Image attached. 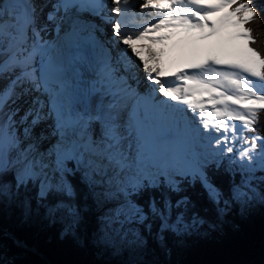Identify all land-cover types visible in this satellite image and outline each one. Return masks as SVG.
<instances>
[{
  "label": "snow or ice",
  "instance_id": "snow-or-ice-1",
  "mask_svg": "<svg viewBox=\"0 0 264 264\" xmlns=\"http://www.w3.org/2000/svg\"><path fill=\"white\" fill-rule=\"evenodd\" d=\"M110 2L114 7L109 11H106L104 0H89L86 7L112 29L107 46H100L102 56L99 73L114 97L121 94L134 95L127 84L128 78L135 79L132 74L141 64L137 59L140 53L135 49L134 38L140 39L153 28L173 19L188 27L203 29L209 13L232 5L236 6L228 13L229 16L242 14L236 23H247L256 18L258 11L264 12V6L255 5L254 0H245L238 5L236 0H221L219 3L169 0L166 4L140 0L139 6L146 11L155 9L153 20H159V23L146 21L151 27L143 26L142 31L130 34L126 21L128 13L136 5L132 0ZM82 6L85 5L81 0H0V189H3L2 177L9 168L15 170L17 189L29 182L39 181L41 198L50 193L67 198V201L61 200L54 205L50 214L63 212L69 218L71 231L79 222L80 212L75 203L77 193L68 176L82 172L93 195L116 201V206L105 217V231L97 237L98 243L104 245L110 236H120L125 240L131 236L133 244L143 243L137 230L126 226L133 223L145 224L149 215L137 203V197L146 190L159 189L161 184L168 191L162 193L159 199L150 200L147 208L153 217L161 220V232L172 228L168 224L171 209L192 205L191 194L181 186L176 176L188 179L189 186L199 183L207 198L217 205L223 203L227 207L229 202L247 205L255 200L256 189L253 181L257 179L258 172L261 173V183H264V137L253 134L248 138L245 133H254L260 113L264 112V56L249 49L254 58L250 63L213 60L193 66L199 72L198 76L189 77L186 72L179 73V80L194 79L201 85L199 90L212 93L209 97L210 108L205 106L203 100H187L186 97L191 93L185 85L165 86L175 83L167 80L161 84L153 75L154 70L147 66L146 61L143 62L147 79L153 81L154 85H159L153 90L170 101L186 105V110H190L198 118L196 131L211 138L210 143L214 139L220 145L219 154L225 151L232 154L228 157L229 163L238 166L241 180L239 184L232 185L230 197L226 200L225 194L212 182L206 171L213 164L219 168V159L192 157L190 160L186 159L184 165L178 168L165 165L156 175L150 177L144 173L141 164L146 152L157 148L166 139L162 131L149 126L139 112L130 117L126 124L121 123L115 103L108 105L107 113L103 108L95 113H80L65 107L62 98L67 85L59 67L55 69V81L50 79L54 59L45 57L38 72L34 66L36 55L48 47L41 38V32L47 28L49 22L59 27L61 12L79 10ZM46 8L49 9L47 12ZM110 13H115V16ZM241 35L249 40L253 39L251 30L246 29ZM113 85L120 87L112 90ZM41 93L47 96V103L41 99ZM244 101L248 103H242ZM46 107L50 111L46 112ZM52 112L57 117V133L62 135L52 152H40L38 144L41 136L35 135L33 129ZM237 121L239 124L235 123ZM22 124L25 125V138L33 140L27 146H24L16 132ZM93 124L99 125L98 137L90 134ZM130 136L135 137V156L124 147ZM230 139L242 144L238 152L234 147L227 146ZM182 140L183 132L177 129L173 142ZM13 153L16 154L14 159ZM69 161H74L76 167H67ZM98 188L101 190L97 191ZM177 193L183 195L173 202L171 196ZM260 199L264 201V195ZM159 239L162 241L163 237L160 236Z\"/></svg>",
  "mask_w": 264,
  "mask_h": 264
},
{
  "label": "trees",
  "instance_id": "trees-1",
  "mask_svg": "<svg viewBox=\"0 0 264 264\" xmlns=\"http://www.w3.org/2000/svg\"><path fill=\"white\" fill-rule=\"evenodd\" d=\"M244 2L237 0L236 4ZM254 4L264 6V0H254ZM243 25L251 30L253 38L247 44L264 56V12L258 11L255 19ZM255 133L264 137V112ZM206 171L229 199L232 185L240 183V173L224 164L219 168L210 165ZM68 179L76 190L75 203L80 212L79 222L71 231L63 212L46 211L61 200L67 201L66 197L57 193L39 197L38 181L17 189L13 171H6L2 180L10 184L11 193L9 197L0 194V264H264V201L260 199L264 183L260 179L253 181L255 200L247 205L229 202L227 207L211 202L199 183L189 186L188 179L182 181L181 186L191 194L192 205L171 209L168 219V224L179 219L180 227H185L179 234L168 228L161 232V220L148 212L150 200L166 193V186L146 190L137 197V203L149 215L145 224L139 225L146 252L142 261L135 260L123 245L113 243L112 236L106 245L98 243L104 221L92 213L89 187L80 172ZM181 195L173 194L171 199L175 202ZM25 202L27 214L23 210ZM15 238L34 252L19 246Z\"/></svg>",
  "mask_w": 264,
  "mask_h": 264
},
{
  "label": "bare ground",
  "instance_id": "bare-ground-1",
  "mask_svg": "<svg viewBox=\"0 0 264 264\" xmlns=\"http://www.w3.org/2000/svg\"><path fill=\"white\" fill-rule=\"evenodd\" d=\"M105 1L107 2V6L108 3H110V7H114L110 0ZM41 2H44V0H41ZM50 2H54V0H50ZM132 2L136 7L130 10L131 14L128 19L132 22L129 26L130 34L132 32L142 31L143 26L151 27L150 24L145 23L146 21L159 23V20L151 19L152 15L155 14V9L150 8L146 11L139 6L140 0H132ZM152 2L166 4L169 0H152ZM203 2L219 3L221 0H203ZM48 10L49 9L46 8L45 12ZM106 11H109V9L107 10L106 8ZM148 12H151L149 17H147ZM136 13H141V15L137 16ZM72 16H77L73 9L69 10L67 13L61 12L60 17L62 19L58 22L59 27L49 22L47 28L41 32V38H43L42 40H47L45 42L48 47L36 55L34 66L39 72L45 57L54 59L52 71L50 72V79L53 82L55 81V69L59 67L62 72V78L67 85L65 95L62 98L65 107L75 109L80 113H95L103 108V111L107 113L109 110L108 105L115 103L116 111L120 113L121 123L126 124L129 117L126 119L128 114L126 115L124 107H126L125 104L129 101L126 100V102H123L125 98L123 100L122 98L125 94L119 95L118 98L116 97V101L112 100L113 98L110 94L109 85L99 73L102 56L100 46H107V40L111 37V26L106 25L99 17H94L92 21L89 14H79L78 16H80L81 19H77V23L73 25L74 28L78 27L77 32H75V37L73 39H66L65 34L69 28L68 22L71 20ZM82 21L85 22L82 23L85 24L84 26L80 24ZM230 23L231 20L227 17V7H225L209 13V19L203 29L188 27L178 23L175 19L171 22L166 21L160 24L159 27L153 28L145 33L142 38H134L133 40L135 49L140 53L137 59L141 61V68H143V62L146 61L147 66L154 70L153 75L160 80L161 84L167 80L174 81L175 83L165 86L174 87L177 84L185 85L187 86V90L191 93L186 97L187 100H203L205 106L210 108L209 97L212 93L206 90H199L201 85H198L196 80L187 79L181 81L178 79V76L181 72H186L189 77L198 76L199 72L195 71L193 66L203 65L213 60L235 63H250L253 61L252 52L249 51L251 48L244 43L246 36L241 35L244 30L237 26L230 25ZM213 27L215 29L214 31ZM46 38L51 40L48 41ZM94 52L96 54H94ZM121 75L125 74L122 73ZM134 76V80L136 81V75L134 74ZM129 80L130 78H128L127 84ZM153 86H155L154 83H152V86L149 84L147 86L143 85L142 88L144 90H147V88L148 90H153ZM119 87V85H113L112 90H118ZM41 94L44 98L47 97L43 93ZM155 100L157 119L153 118L149 110V124L156 130L160 127L161 131L165 129L167 131L165 134L166 139L157 148L150 149L146 152L141 164L143 171L147 166H150H146L145 159L150 155H156L155 152L161 149L164 144H168L169 147V156L171 157L168 161L171 164L177 162L181 163L182 166L186 162V159L190 160L192 157H199V153L194 149L195 146L204 151H208V147L197 145L194 142L195 137L200 139L209 137L196 131L198 128V118L195 117L190 110H186V105L176 101H170L169 98L164 97L157 91H155ZM242 103H248V101ZM187 111L190 112L192 116L187 114ZM188 120L196 122V125L187 126V123H183ZM235 123L239 124L238 121ZM43 125L50 131L49 136L43 137L45 132V130L43 131L42 129ZM24 127L25 125H20L16 129V132L23 140L24 146H27L29 143H33V140L25 138ZM94 128H97V131H95ZM177 129L183 132V140L181 142H173ZM33 132L35 135L41 136L38 150L40 152H52L57 146L60 135H62V133H57L56 114H51L46 119V122L41 123L37 128L33 129ZM90 133L93 136L96 133V137H98L100 133L99 125L93 124ZM215 135L219 136V133ZM211 144L214 146L213 143ZM124 147L126 151L135 156V137L130 136L126 139ZM15 155L16 154L13 153L12 158H15ZM156 157H158V155H156ZM54 158L53 156L52 159ZM152 158H154V156Z\"/></svg>",
  "mask_w": 264,
  "mask_h": 264
},
{
  "label": "rangeland",
  "instance_id": "rangeland-1",
  "mask_svg": "<svg viewBox=\"0 0 264 264\" xmlns=\"http://www.w3.org/2000/svg\"><path fill=\"white\" fill-rule=\"evenodd\" d=\"M110 6H111V4L108 3L107 10L111 9ZM235 6L236 5H232L230 7H227V17H228L229 20H231L230 25H233L235 27L237 26V27H239V28H241L242 30L245 31L247 28L244 27L243 23H236V21L241 18L242 14H236V15H232V16L228 15V13L232 12V10H233V8ZM147 17H149V14L147 15ZM107 32H108V30H107ZM41 37H42V35H41ZM46 39H48V38H46ZM50 40L51 39H48V41H50ZM247 40H248V37H246V40L244 39V43H247ZM43 41L45 42L47 40H43ZM45 44H46V42H45ZM94 54H96V53L94 52ZM134 74L136 75V79L137 80L135 81L134 79L130 78V80L128 82V86L131 87L132 92L134 93V95L133 94H129V95L127 94V95H125L122 98V100L125 98L123 100V102H126V100H128L130 102V103L127 102V104H125L126 107H124L126 115L128 114L126 116V119H128L127 117L130 118L135 113L139 112V113L143 114L144 119L149 124L150 123L149 120H148V111L149 110L151 111L153 118L157 119V115H156L157 114V111H156L157 108H156V105L154 103V101H156L155 100V90H151V89L148 90V88H147V90H144L142 87H143V85L147 86L148 84L152 86L153 82L147 80L146 74L144 73L143 68H141V65L136 67V69H135V71H134V73L132 75H134ZM129 84H131V85H129ZM153 87L158 88L159 86L155 85ZM40 95H42V94H40ZM126 96H127V98H126ZM116 97L118 98V96H116ZM116 97H114L112 95V98H113L112 100L116 101ZM41 99H43L45 101V103H47V97L44 98L43 96H41ZM45 111L48 112V111H50V109L46 107ZM52 114L54 115L55 112H52ZM187 114L192 116V114L190 112H188V111H187ZM45 122H46V120L43 121L42 123H45ZM183 123H187L186 124L187 126L196 125V122H193L192 120L184 121ZM149 126H150V124H149ZM151 127H152V125H151ZM42 129H43V131L45 130V132L43 134V137L49 136L50 131L48 130V128L45 127V125H43ZM94 129H95V131H97V128H94ZM157 130L161 131V127L159 129H157ZM253 134L256 135V136H259L258 134L255 133V131H254V133H245V135L248 138H251V136ZM94 136L96 137V133L94 134ZM210 139L211 138H206V139H200V138H197V137L194 138V142L197 145H204V147H208L209 148L208 151H204V150L198 148L197 146H195L194 149H195L196 152L199 153V158H205V157L210 158V159L211 158H216V159L220 160L221 164H224L225 166H227V168L234 169L235 171H238V166L237 165H230V163H229L228 157L232 156V154L231 153H227L226 151L223 154H219L218 153V149L220 148V145H217L215 143V140L212 139L211 143L214 144V146H213L210 143ZM211 146H212V148H211ZM227 146L234 147V150L238 152V150L241 148L242 144L241 143H236L235 141L230 139L228 144H227ZM244 146H246V145H244ZM155 153H156V155H158V157H156V155H150L149 156L150 158L148 157V158L145 159L146 166L147 165H150V166H147V168L144 170V172H145L146 175H149L150 177L156 175L165 165H167L169 167H173L174 166V167H177V168L182 166L181 163L177 162V163L171 164L168 161V159L171 157V156H169L170 152H169L168 144H164L163 147L161 149H159ZM151 156L152 157L154 156V158H152ZM74 166L76 167L75 162H74ZM9 169H11L13 171V174H14V177H15V170L12 169V168H9ZM258 173L256 174L257 175V179H259V177H260V174H258ZM178 178H180V176H176L177 180H178ZM160 179L163 180V177H161ZM3 189H9L10 191H4ZM3 189H0V194L4 195L6 197H9V194L11 193L10 184L9 183H3ZM100 190L101 189H99V188L97 189V191H100ZM39 192H40V185H39V181H38V192H37L38 196H39ZM89 192H90V189H89ZM256 196H257V194H256ZM90 197L92 199V213H93V215L100 216L102 218V220L104 221L103 228H104V231H105V217L111 211V209L116 206V201L105 200L103 198H97V196L93 195L91 192H90ZM28 209L29 208L27 206V203L25 202L24 205H23V210H24V212L26 214L28 213ZM50 209H51L50 207H47L46 211H50ZM180 224L181 223H180L179 219H176L170 224L172 226V228H168V229L171 232H174L175 234H179L181 230L185 231V227L184 226L180 227ZM126 227H134L137 230V232L139 233V224L133 223V225L126 226ZM173 229H175V230H173ZM160 236H161V234H158V238ZM142 240H143V238H142ZM112 242L116 243L118 245H123L124 249L129 254H132L135 260L142 261L143 260V256L146 254V252L144 250V240H143V243L141 245H135V244L132 243L131 236H129L127 240L122 239L120 236H112ZM25 249H29L32 252H34V250L29 248V247L25 248Z\"/></svg>",
  "mask_w": 264,
  "mask_h": 264
},
{
  "label": "water",
  "instance_id": "water-1",
  "mask_svg": "<svg viewBox=\"0 0 264 264\" xmlns=\"http://www.w3.org/2000/svg\"><path fill=\"white\" fill-rule=\"evenodd\" d=\"M14 241L19 245V246H21V247H23V248H28L27 246H25L21 241H19L18 239H14Z\"/></svg>",
  "mask_w": 264,
  "mask_h": 264
}]
</instances>
